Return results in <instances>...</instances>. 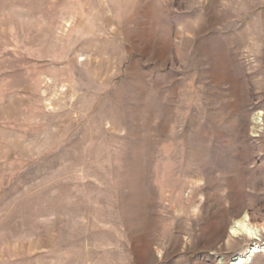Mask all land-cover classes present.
<instances>
[{"label": "rangeland", "instance_id": "1", "mask_svg": "<svg viewBox=\"0 0 264 264\" xmlns=\"http://www.w3.org/2000/svg\"><path fill=\"white\" fill-rule=\"evenodd\" d=\"M0 264H264V0H0Z\"/></svg>", "mask_w": 264, "mask_h": 264}, {"label": "bare ground", "instance_id": "2", "mask_svg": "<svg viewBox=\"0 0 264 264\" xmlns=\"http://www.w3.org/2000/svg\"><path fill=\"white\" fill-rule=\"evenodd\" d=\"M237 233V231H235L234 229H233V227H232V230H231V234H236ZM239 234V233H238ZM251 238H247V240H250ZM255 248L253 249V253L254 252H256V250H257V245H256V243H255V246H254Z\"/></svg>", "mask_w": 264, "mask_h": 264}]
</instances>
